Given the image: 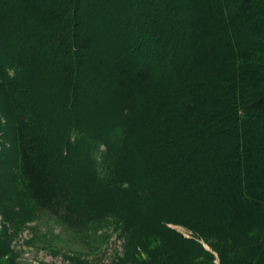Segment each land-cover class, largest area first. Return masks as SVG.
I'll list each match as a JSON object with an SVG mask.
<instances>
[{
	"label": "trees",
	"instance_id": "1",
	"mask_svg": "<svg viewBox=\"0 0 264 264\" xmlns=\"http://www.w3.org/2000/svg\"><path fill=\"white\" fill-rule=\"evenodd\" d=\"M232 1L233 7L231 4L227 7ZM221 3L224 6L219 18L221 32L213 47L221 53V60L227 62L228 72L208 81L189 76L185 66L174 70L160 64L155 66L148 57L141 61V55L163 50L157 38L151 41L136 38L134 49L127 55L118 46L109 47V42L103 48L97 43L94 49L91 37L78 29L71 17L47 29L32 21L30 11L23 7L6 16L9 3L0 0V47L8 46L15 30L27 35L28 48L14 44L11 55L20 69L33 65L38 55L45 66L51 58L59 59L54 78L61 90V108L67 110L73 103L71 95L76 94L74 80L79 64H85L84 52L97 51L96 61L106 65L109 72L115 69L118 73L115 83L118 99L109 97L106 106L116 107L124 122L123 133L118 134V152L109 156L111 169L100 177L102 185L93 181L92 173L86 175L83 183L75 185L73 202L62 201L71 195L70 185L56 188L48 183V151L42 147L39 127L31 118L27 119L26 106L20 105L15 96L12 107L16 126L7 155L12 160L18 153L21 174L34 196L46 205L56 201L59 208L66 203L64 213H69L74 222L84 221L78 225L118 215V226L124 228L128 224L125 234L136 230L139 236L150 237L153 245L142 251L146 264H213L214 257L220 264H264V17L261 20L256 16H264V0H221ZM228 13L237 19L233 28ZM240 34L255 41L257 49L247 52L241 42L236 54L227 55L229 48H233L232 37ZM171 40L173 48L184 42L178 45L177 38ZM146 43L147 46H142ZM186 43L194 44L193 39ZM3 56L0 55V67L10 66L4 63ZM38 75L45 79L44 73ZM107 75L100 73L99 77ZM17 76L20 75L15 73L11 86L13 94L23 83L20 78L24 76L16 79ZM239 89L247 112L243 115L231 104L235 102L234 92ZM68 118L66 115L64 120ZM98 135L94 137L96 141ZM1 150H5L2 145ZM34 158L37 162H32ZM170 167L175 170L171 179L167 177ZM134 178L147 181L141 212L149 207L153 213L167 190L172 193L167 201L178 207L159 213L153 223L129 224L130 205L137 215L140 206L134 200L137 194L133 190ZM98 185L101 191L97 190ZM7 188L0 180V210L4 220L12 222L14 213L8 202L13 198L7 196ZM169 223L184 225L189 235L174 232L167 227Z\"/></svg>",
	"mask_w": 264,
	"mask_h": 264
},
{
	"label": "rangeland",
	"instance_id": "2",
	"mask_svg": "<svg viewBox=\"0 0 264 264\" xmlns=\"http://www.w3.org/2000/svg\"><path fill=\"white\" fill-rule=\"evenodd\" d=\"M5 1L9 3L4 13L6 16L15 14L23 7L30 11L32 21L40 22L47 29L71 17L78 29L91 37L94 49L97 43L103 48V44L109 42V47L116 49L118 46L122 54L127 55L134 49L136 38H157L163 50L143 54L141 61L148 57L155 66L160 64L174 70H181L185 66L189 76L203 77L208 81L215 75L222 76L228 72L225 68L227 62L221 60V53L213 47L217 42L218 32H221L219 18L220 13L224 12L221 0ZM230 4L233 7V1L226 6ZM256 16L261 20L264 17L263 14ZM228 20L233 28L237 19L228 13ZM11 36L8 46L0 47L4 63L10 65L0 67V144L5 149L0 151V180L8 186L7 196L13 198L8 206L14 216L12 222H6L0 210V249H3L0 264H146L142 251L153 245L150 237L141 233L139 236L136 230L125 234L128 224L124 228L123 225L118 226V215L78 225L84 221L74 222L69 218V213H64L66 203L59 208L60 204L57 202L55 205L56 201L46 205L39 197L34 196L21 174L18 153L12 160L7 155L16 126V112L12 107L15 96L20 105L26 106L27 119L31 118L39 127L42 147L48 151L46 165L49 174L45 171L48 183H53L56 188L58 185L68 188L70 185L71 195L64 197L62 201L73 202L76 197L75 185L83 183L90 173L93 174V181L102 185L100 177L109 173L110 153L118 152V134L124 130V122L118 109L106 106L109 97L118 99V87L115 86L117 71L112 69L109 72L106 65L98 63L97 51L84 52L85 64H79L74 80L76 94L71 95L70 99L72 102L74 97L73 103H70L71 107L67 105V110H63L59 98L60 86L54 78L59 59L51 58L49 65L45 66L38 55L33 65L20 69L11 60V55L15 45L28 48L27 35L24 31L15 30ZM174 38L178 39V45L184 41L183 44L173 48L171 39ZM188 39H193L194 44L186 43ZM231 42L233 48H229L227 55L236 54L241 42L248 48L247 52L257 49V43L244 34L234 35ZM142 46H147V43ZM112 57L113 55L110 59ZM193 62L194 66L191 65ZM40 72L44 73L45 79L39 78ZM15 73L24 78L17 76L16 79L20 78L23 83L13 94L11 86ZM100 73L108 75L101 78ZM240 91L241 89L234 92L235 102L231 101V104L237 113L243 115L247 112L242 106ZM65 114L69 116L67 121L64 120ZM97 134L99 141L94 138ZM144 134L149 135L148 132ZM159 152L161 156L163 149ZM32 160L37 162L36 158ZM174 171L173 167L168 168L169 179L174 177ZM132 183L136 185L133 190L137 191L135 203H140V206L137 215L130 205L132 208H129L127 215L129 224L153 223L158 220L159 213L178 207L167 201L172 195L167 190L158 199L153 213L149 207L141 212L143 199L146 198L147 181L134 178ZM99 185L96 188L101 191ZM82 203L84 204L83 200ZM167 227L183 236L190 233L180 223H169ZM198 242L209 249L205 242ZM213 264L220 262L214 257Z\"/></svg>",
	"mask_w": 264,
	"mask_h": 264
}]
</instances>
